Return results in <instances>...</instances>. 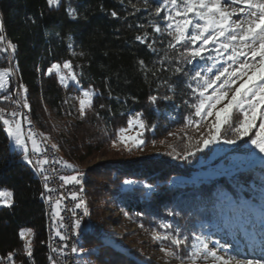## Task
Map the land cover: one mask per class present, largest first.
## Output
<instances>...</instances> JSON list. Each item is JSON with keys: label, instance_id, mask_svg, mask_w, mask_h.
<instances>
[{"label": "trees", "instance_id": "1", "mask_svg": "<svg viewBox=\"0 0 264 264\" xmlns=\"http://www.w3.org/2000/svg\"><path fill=\"white\" fill-rule=\"evenodd\" d=\"M132 4L140 10L134 11ZM69 5L76 11L75 18L68 14ZM143 5L144 0H62L59 7H50L47 0H0L4 34L17 45L15 53L0 54V68L11 64L22 92L24 87L28 89L30 113L41 132L53 138L54 126L47 110L55 109L61 114L66 108L64 101L68 92L85 88H94L97 92L93 108L77 122L72 134L65 136V141L58 142L66 161L76 168H80L79 161L85 157L82 152L90 155L94 147L84 142L83 147L80 146V139L85 137L86 141H93L92 129L100 124L118 129L127 124L132 112L142 113L149 125H157L156 131L160 133L167 120L156 113L154 107L162 110L167 104L158 100L153 105L149 96L167 95L176 100L183 107L181 122L185 115V101L194 99L186 86V77L173 75L171 65L166 64L169 70L159 72L157 77L149 74L147 79L140 71L138 61L141 59L149 67L160 68L156 62L163 57L169 39L166 33H154L150 26L162 22L165 16L164 12L159 16L152 14L159 1L149 0L148 8ZM112 11L118 16L113 17ZM145 31L150 34L149 42L156 39L158 52H152L146 44L135 40L137 34L142 35ZM69 43L79 55L73 53ZM66 60L72 61L77 73L78 64L81 65L80 86L71 84L65 87L56 72L48 74V68L54 63L62 65ZM172 86L174 91H169ZM6 104L0 101V107H6ZM101 104L105 107L101 108ZM149 129L145 133L146 139L152 137ZM104 167L108 184L94 178L93 170L84 175L87 193L91 197L87 204L91 227L82 242L84 247L94 250L90 256L98 264H148L105 241L108 225L101 220L100 211L95 206L105 193L115 195L129 213L136 214L147 225L152 218L164 216L168 207L178 213L174 221L179 225L188 216L193 226L201 217L218 219L215 205L220 188L229 190L237 200L244 198L250 205L263 200L264 182L258 178L264 168L259 166L233 177L198 181L193 180L186 164L166 158L114 161ZM126 179L154 187L149 190L144 186L126 185L123 183ZM171 179L181 184L171 187ZM5 188L13 192L14 202L12 207L0 205V255L15 252L16 264H50L48 216L39 176L23 161L22 153L11 148L9 137L0 125V189ZM21 229L34 231L31 258L24 251L25 241L19 236Z\"/></svg>", "mask_w": 264, "mask_h": 264}, {"label": "snow or ice", "instance_id": "2", "mask_svg": "<svg viewBox=\"0 0 264 264\" xmlns=\"http://www.w3.org/2000/svg\"><path fill=\"white\" fill-rule=\"evenodd\" d=\"M50 7H59L62 0H47ZM145 8L149 7V0H144ZM131 7L134 11H139L136 4ZM69 16L75 18L76 11L70 5L67 9ZM162 12L167 14L163 17L166 22L163 27L160 23H153L150 26L156 34L166 33L168 36L167 49L163 57L156 63L160 68L149 67L144 60H139L140 71L145 78L151 74L157 77L161 71L169 70L167 65H171L173 75L183 74L188 80L190 96L195 98V102L189 105L192 109L191 115L187 118L185 128H194L196 136L184 133L187 138L186 150L176 152L173 148L169 155L175 154L183 159L195 156L197 152L209 147V145L220 143L237 145L239 141L250 144L260 154H264V0H161L152 12L159 16ZM133 13H129L132 15ZM111 15L117 17L118 13L112 11ZM131 27V25H130ZM139 27L143 28V25ZM150 34L144 32L137 34L135 40L141 44H146L152 52H158L155 47L157 41L152 39L149 42ZM71 40V37H69ZM72 45L69 43V48ZM17 45L9 41L4 34L2 19H0V54L15 53ZM171 53V55H170ZM214 53V55L212 54ZM75 54V53H74ZM83 55V53H80ZM223 61V63H220ZM200 62H203L201 65ZM211 62V63H209ZM191 65V68H185ZM14 68L11 66L0 68V92L8 89L9 77ZM48 74L54 71L59 76L61 85L68 87L69 82L80 85L77 72L74 71L71 60H66L61 65L54 63L48 68ZM167 81H165L166 83ZM174 91V86L169 88ZM28 89L23 88L21 94L19 90L12 94L0 95V101L17 105L16 109L9 111L5 107H0V125L15 145L23 152V160L32 165L36 171L42 175L46 192H53L48 185L49 168L60 164L63 167L75 169L76 166L66 160L49 159V148L44 143L45 137L39 139L42 134L34 132L32 127L24 130L23 121L27 120L29 126L32 121L26 114L19 111L20 108L31 110L27 101ZM16 99H13V96ZM97 95L94 88H85L79 96L74 97L78 101V116L83 119L88 110L93 108V97ZM149 101L156 105L158 100H170V96L160 97L158 95L149 96ZM226 101V102H225ZM64 103H68L67 100ZM187 103V102H186ZM219 106V107H218ZM101 108L105 105L101 104ZM97 115H99L97 113ZM211 117V119H209ZM257 121L259 124L257 125ZM203 125V130L201 129ZM155 124L149 125L143 118L142 113H136L127 120V126L118 129L117 137L112 141L113 146L123 145L124 149L131 152L133 148L142 147L145 143L144 133ZM253 129L256 131L253 133ZM134 130L135 135L130 132ZM250 133L252 135L250 136ZM176 135V133H169ZM245 137H249L247 141ZM29 141L31 145L29 146ZM131 142V143H129ZM155 143V141H153ZM163 143V141H161ZM195 149V151H193ZM51 150L57 151L58 145L51 144ZM30 153L35 154L37 159L30 158ZM253 160L257 159L255 152L250 150ZM259 163L264 167V155L258 157ZM52 172L57 170L51 167ZM59 180L65 185H79L78 191H71L68 195L72 201H77L71 209L72 216L77 217L76 209H83V215H90L87 204L82 198L83 173L76 171L74 175H60ZM126 185L137 183L133 179H126ZM144 187L151 190L154 186L144 184ZM44 196V193H41ZM49 201L51 196L46 197ZM264 198V194H262ZM65 199L63 193L55 201L54 216L61 221L60 215L62 201ZM13 192L9 189H0V205L12 207ZM261 226L259 235V245L261 255L257 258L254 255L241 258L234 255H222L221 251L231 252V245H221L219 240L215 241V246L210 247V237L202 232L197 235L192 233L190 243L189 235H182L179 228L172 229L171 224H165L163 234L153 233V239L161 243V252L169 260L175 259L179 264H198L211 260L212 264H264V205L261 206ZM82 218L77 217L74 221V229L79 235ZM29 235H34L31 229H21L19 236L25 241L23 248L28 258L32 257L33 246ZM56 236L67 241L69 236L64 235L60 228L56 229ZM165 242L170 246L165 247ZM48 259L50 264H66L65 258L72 254H91L94 250L85 249L72 245L70 248L65 243L62 247H51ZM182 249L184 250L182 252ZM190 249V251L188 250ZM15 252H8L6 256L0 255V264H16L14 260ZM82 264H88L83 261Z\"/></svg>", "mask_w": 264, "mask_h": 264}, {"label": "rangeland", "instance_id": "3", "mask_svg": "<svg viewBox=\"0 0 264 264\" xmlns=\"http://www.w3.org/2000/svg\"><path fill=\"white\" fill-rule=\"evenodd\" d=\"M158 1L159 3L161 2V0ZM166 14L167 13L164 12V15ZM165 23L164 20L160 22L161 27ZM71 49L75 55H79V52L73 47H71ZM212 54L214 55V53ZM200 63L203 65V62ZM220 63H223V61H220ZM80 66L81 65L78 64L79 68L77 71L78 74L82 75V68H80ZM188 67L191 68V65ZM12 75L13 82H11L10 75L8 89L4 92H0V95H6L9 93L14 94L15 87L16 89H19L21 94L23 93L20 85H17L18 81L14 78V71ZM71 84L75 85L74 83L69 82V85ZM187 84L188 80L186 77V86ZM79 95L80 94L77 93V91L68 92L65 97V100H67L68 103H64L66 108L63 109L61 114L55 109L47 110L51 123L54 126L53 138L48 139L52 144L58 145L59 141H65V136H68V134L71 135L77 122L82 120L78 116V101L74 99V97ZM14 97L16 96H13V99L15 100ZM94 98L95 97H93V101ZM164 101L167 104L164 109L161 110L156 106L154 108L156 113L162 114L167 122L162 125L160 133H157L156 128L153 130L150 127L149 132L152 137L149 139H146L145 131L143 137L145 143L142 147L133 148L132 151L129 152L124 149L123 145L117 144L116 146H113L112 141L116 139L119 128L111 129V127H108L106 124H100L98 127L92 129V134L94 135L93 141H86L85 137L80 139V146L82 147L83 142L86 144H93L94 147L91 154L89 155L82 152V155H85V157L79 161L80 168H68L69 173L67 175H74L76 171L82 172L84 181V175H86V172L88 170H93L94 178L101 180V182H103L102 184H108L109 180L105 175L104 167L106 163L114 161H132L138 158L149 157L166 158L174 162H182L186 164V168L190 169L191 176L195 181L200 179L208 180L221 177H233L240 172H246L257 166L264 168L258 160V157L264 154H260L250 144H245L243 141H239L237 145H229L221 141L220 143L209 145L208 148L197 152L195 156H191L188 159H183L175 154L169 155L168 153L172 152L173 148H175L176 152L186 150L187 138L184 135L185 132L189 135H197L194 128H185L187 118L192 113V109H190L189 105L195 102V98L193 101H185L186 109L183 122L180 121V113L183 107L181 108L178 102L172 97L170 100ZM12 106L14 107L15 104L7 103L5 108ZM27 110L29 111V109ZM134 114L135 113L132 112L130 117ZM209 119H211V117ZM258 124L259 121H257V125ZM126 126L127 124L124 127ZM201 129L203 130V125H201ZM255 131L256 129H253V133ZM169 133H176V135L172 136L169 135ZM43 134L45 137H49L45 133ZM130 134L135 135V131L132 130ZM251 135L252 133H250V136ZM96 136H101V138ZM248 139L249 137L244 138L245 141ZM153 141H155V143H153ZM161 141H163V143H161ZM9 142L11 148L16 149L18 152L22 153L23 156L22 149L15 145L10 138ZM65 146L67 148L68 145ZM250 150L255 152L257 159L253 160L250 156ZM193 151H195V149H193ZM61 152L63 151L61 150ZM23 161L26 162L25 160ZM258 180L264 182V170ZM144 184V182L137 181L133 186H144ZM169 184L171 187H174L181 183L171 179ZM89 198L91 199L90 196ZM217 199L218 202L215 207L219 212L218 219L212 220L201 217L196 221L194 226L191 220L188 219L189 216L184 219L181 225L177 224L174 221V216H177L178 213L174 211L172 207H168L164 210V216L152 218L147 225L143 223L136 214L129 213L115 195H108V193H105V196L98 201L95 206H97L100 211L101 220L108 225V230L105 232V241L114 248L122 250L130 256H135L136 259L141 262H148V264H179L174 258L169 260L165 257L164 253L160 250V241L153 239L154 232L163 234L165 231L171 230L165 229V224H171L172 229L179 228L182 235H189L190 243L193 239L192 233L199 235L202 232L205 236L211 238L210 247L215 246L216 240H219L221 245H231V252L229 253L222 250V255H238L241 258H245L246 255H254L258 258L261 255L259 245L261 226L260 210L261 206L264 205V198L261 203L250 205V203L244 200V198L237 200L229 190L226 188H220L217 191ZM32 233H34V231H32ZM33 236L34 235H29L28 238L33 240ZM164 246L168 247L170 245L168 242H165ZM81 247L89 249L83 246V242L81 243ZM188 250L190 251V249ZM183 251L184 250L182 249V252ZM76 257V264H82L83 261H88V264H98L90 254H76ZM198 264H212V262L211 260L207 262L200 261Z\"/></svg>", "mask_w": 264, "mask_h": 264}, {"label": "built area", "instance_id": "4", "mask_svg": "<svg viewBox=\"0 0 264 264\" xmlns=\"http://www.w3.org/2000/svg\"><path fill=\"white\" fill-rule=\"evenodd\" d=\"M17 92V89L15 87V93ZM79 94L81 93L80 90H78ZM17 105L14 107H9L7 108L9 111L16 109ZM19 111H22L25 114V110L23 108L18 109ZM32 123H34V120H31ZM23 126L25 132H27L28 127H32L28 125L27 120L23 121ZM31 145V142L29 141V146ZM49 159H59L56 154L53 153V151L48 152ZM31 158L33 160L39 158L35 154L31 153ZM46 168H49V180H48V185L50 188L55 189L53 192H47V196H51L52 200L49 201L46 198V202L50 203L52 206V213H51V220H50V229L53 234V244L55 247H62L65 243L69 246V248L74 245L75 243V237H76V230L74 229V221L77 217L82 218L81 222V228L80 230L85 228V216L83 215V209H76L77 217L72 216L71 209L74 207V204L78 202L77 201H72L71 197L68 195L69 192L71 191H78L79 190V185H65L61 187V184L63 183L62 181L59 180L60 175H67L69 173V169L66 167H63L60 164H54L51 167H54L57 171L52 172L51 167L46 165ZM63 193L65 199L62 201L61 205V212L60 215L63 217V220L61 221L59 218L54 216V208H55V201L59 197V194ZM60 228L61 232L69 236L70 239L67 241L61 240L60 237L56 236V229ZM66 264H72V256L69 258H65Z\"/></svg>", "mask_w": 264, "mask_h": 264}, {"label": "bare ground", "instance_id": "5", "mask_svg": "<svg viewBox=\"0 0 264 264\" xmlns=\"http://www.w3.org/2000/svg\"><path fill=\"white\" fill-rule=\"evenodd\" d=\"M17 85L19 86L18 82H17ZM18 90L19 89L17 88V91ZM14 98L16 99V97H14ZM23 109L25 110V114L28 116V118L33 120L32 116H31V113L26 108H23ZM32 129H33L34 132H37L38 134H42V136L38 137L39 139H44L45 138L44 134L41 132V130L38 128V126L35 124V122L32 123ZM44 143L48 146L49 151H53V150H51V144L52 143L48 139H45ZM53 153L56 154L59 159L62 158L63 160H66L65 156L63 155V153L59 149L57 151H53ZM30 158H31V153H30ZM31 167L37 173V175L39 176V179H40V182H41V186H42V193L45 194L43 197H44L46 212H47V216H48V249L50 251L49 243H51V247H55L54 244H53V234H52V231H51L50 226H49L50 225V220H51L52 206H51L50 203L46 202L47 192H46V190L44 188L45 181H44L42 175L39 174L32 165H31ZM83 188H84V192L81 195H82V198L85 200L86 204H88V201H89V195L87 193L88 189H87L84 181H83ZM88 211H90L89 207H88ZM90 227H91V224H90L89 215H88V216H85V228L82 229V230H79V235L76 234L74 245H76L77 247H81V243L83 241V237L90 231ZM76 258H77L76 254H72V264H76Z\"/></svg>", "mask_w": 264, "mask_h": 264}]
</instances>
